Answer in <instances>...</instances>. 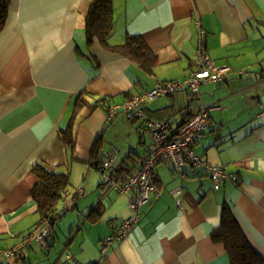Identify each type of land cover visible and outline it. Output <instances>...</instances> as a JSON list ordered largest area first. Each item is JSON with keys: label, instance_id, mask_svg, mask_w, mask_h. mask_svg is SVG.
I'll use <instances>...</instances> for the list:
<instances>
[{"label": "crops", "instance_id": "0c3cea01", "mask_svg": "<svg viewBox=\"0 0 264 264\" xmlns=\"http://www.w3.org/2000/svg\"><path fill=\"white\" fill-rule=\"evenodd\" d=\"M91 1L9 0L0 32V250L18 245L39 222L32 168L40 165L68 174L69 185L58 206L65 212L45 247L21 249L29 264H229L223 244L211 239L225 208L264 259V0H112L107 44L94 39L88 45ZM197 22L208 56L231 71L221 83L200 86L202 105L221 109L209 112L195 151L236 182L214 190L204 169L186 167L180 175L169 161L158 163L160 197H151L135 228L102 255L101 241L130 215V196L101 188L99 154L114 146L115 167L131 174L151 148L141 122L122 113L107 120L106 108L156 82L188 77ZM129 34L140 35L152 52L150 72L112 50ZM81 93H89V104L100 98L109 103L79 109L71 152L61 132ZM196 106L178 90L147 102L143 111L178 129ZM179 187L180 194L173 192ZM18 256L0 255V264H21Z\"/></svg>", "mask_w": 264, "mask_h": 264}, {"label": "built area", "instance_id": "2783aa9c", "mask_svg": "<svg viewBox=\"0 0 264 264\" xmlns=\"http://www.w3.org/2000/svg\"><path fill=\"white\" fill-rule=\"evenodd\" d=\"M197 27L199 23L197 22ZM197 47L193 60V70L188 77L171 81L156 82L155 85L141 94L135 95L121 103L106 108V119L112 120L122 113L128 121H139L140 132H147L151 139V148L143 158L140 168L128 176L116 171L115 162L118 151L110 148L99 154L100 169L103 175L102 189H113L119 195H131L129 201L130 215L114 228L112 234L101 241L102 255L114 244L135 228L141 219L142 208L153 197L158 199V191L154 181V168L163 161H169L177 174H182L186 167L206 170L213 182L214 189H219L225 181L236 182V176L228 173L223 166H211L195 151L197 142L203 137L207 127L209 112L221 107H205L200 101V86L204 84L221 83L230 74L231 68L227 65L216 66L206 52L205 35L199 27ZM178 90H186L189 97L196 103V112L178 129H173L169 121L148 119L143 111V105L161 97H172ZM173 192L181 193L180 187ZM180 205V199L176 200ZM65 212L58 209L59 215ZM50 235L49 225L42 221L35 232L23 237L22 242L13 249L0 251V255L11 258L15 255L21 260L23 247L35 243L44 248ZM11 264V263H8ZM24 264H28L24 262Z\"/></svg>", "mask_w": 264, "mask_h": 264}, {"label": "trees", "instance_id": "16d2710c", "mask_svg": "<svg viewBox=\"0 0 264 264\" xmlns=\"http://www.w3.org/2000/svg\"><path fill=\"white\" fill-rule=\"evenodd\" d=\"M8 8H9V0H0V32L5 26ZM112 31H113L112 0H92L85 17V36H86L87 44L88 45L92 44L94 39L99 40L103 44L104 43L107 44V40L111 35ZM112 50L125 54L132 62L139 65L145 71L147 72L151 71L152 69L151 61L153 60V54L150 51V49L147 47V45L145 44V42L143 41L140 35L129 34L121 45H116L112 47ZM89 97H90L89 93L88 94L81 93L74 99L73 114L71 120L67 125V127L61 132L63 142L71 152L73 151L74 142H75L73 135V122L79 109L87 105L91 109H95L98 105L104 106L105 104L109 103V99L100 98V99H96V101H94L92 104H89L87 100V98ZM111 148H115V147L113 146ZM142 160L143 158L141 159L140 164L142 163ZM122 170L123 169L118 171L116 167V171L119 174L123 176L130 175L127 173L125 174V172H123L124 170L123 171ZM32 173L38 180L37 184L32 189V198L37 205V213L39 216V222L37 226L42 221H45L49 225V230H52L51 229L52 226L57 221H59L61 216H63L64 214L63 213L59 215L57 211L60 201L65 198V195L68 192L67 191L69 185L68 174L51 172L47 170L45 167L40 165L34 166L32 168ZM213 189H214V185H213ZM105 190H109V189H105ZM214 190H218V189H214ZM129 196L131 199L132 196L131 195ZM37 226L35 227V229L37 228ZM35 229L33 230V232H35ZM33 232L20 235L21 242L23 240V237H28ZM211 239L214 243L223 244L225 251L229 257V264H264V259L261 258V256L250 246V244L246 240L245 236L243 235L240 227L238 226L236 220L234 219L229 209L225 208L223 210L219 226L213 229V231L211 232ZM1 240L2 238L0 237V241ZM15 247H12L10 249H13ZM26 247L23 248L25 249ZM10 249H1L0 251L10 250ZM21 252H22L21 260H18V257L17 260L21 264H24V262L26 261H25V257L23 256L22 250Z\"/></svg>", "mask_w": 264, "mask_h": 264}, {"label": "rangeland", "instance_id": "374dc122", "mask_svg": "<svg viewBox=\"0 0 264 264\" xmlns=\"http://www.w3.org/2000/svg\"><path fill=\"white\" fill-rule=\"evenodd\" d=\"M148 134V133H147Z\"/></svg>", "mask_w": 264, "mask_h": 264}]
</instances>
